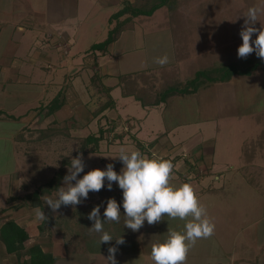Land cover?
Returning <instances> with one entry per match:
<instances>
[{
	"label": "rangeland",
	"instance_id": "374dc122",
	"mask_svg": "<svg viewBox=\"0 0 264 264\" xmlns=\"http://www.w3.org/2000/svg\"><path fill=\"white\" fill-rule=\"evenodd\" d=\"M178 2L181 14H177L180 19L176 21H179L181 25L185 22V30L179 28L180 31L177 35L186 34L185 46L186 42L188 47L190 45V49L193 46V54L198 56L204 55L201 54V46L210 47L212 50H209L210 53H207V57L212 60L211 65L222 63L223 56L228 55L230 52H235L237 55V48L242 43L239 31L244 20L240 16L247 11L251 4H260V0H178ZM102 3L100 0H94V3L86 2L84 6L86 17L83 18L81 23L84 24V27L90 28L91 32L84 34L83 39L76 46L84 52L86 49L90 50L94 43L102 40L100 33H98L99 25L104 24L102 27L106 26L110 14L116 9L114 5ZM32 11L31 8L30 10L14 11L15 19L13 20L33 24L35 19L41 20L43 18V14H39L38 9ZM164 16L170 19L167 9L165 11L157 10L154 15L160 20L164 19ZM70 19L73 21L75 17ZM197 19L205 21L206 34L211 35L209 41L198 42V38H196L197 26H186V21L195 23ZM261 21L264 24V16L260 17ZM213 22L216 25H213ZM256 26L260 27V23L258 22ZM143 29L146 30L143 31ZM161 29L165 28L152 22L144 27L140 26L138 28V31H141L137 40L138 44L141 46L148 45L152 48V44H154L152 36H155V34L159 36V33H155V31ZM31 31L24 36L22 41H16L12 35L13 27L3 25L2 30L0 27V68L2 66H14L12 60L14 62L19 61L21 55L22 58L30 59L32 54L39 49L33 47L32 52L29 54L30 44H38L42 47V40H48L44 36V32H42V37H37ZM214 31L215 34L218 31H222L226 35L237 34L240 43L237 44L235 39L234 41L231 40L230 44L224 41L221 42L218 38L214 39L212 37ZM144 32L148 34L146 40ZM163 41H159L158 45H164L162 49H164V54L168 55L169 51L165 45L170 41H167L166 37L163 38ZM47 43L48 45L43 46L42 49L44 48L50 53V57L55 63L57 54L60 57L67 58L68 56L72 57L76 51L75 48L71 47V51L66 54L63 48L54 47L52 41L49 40ZM217 46L218 51H215ZM92 52H89L91 57L93 56ZM135 56L136 58L132 55L122 57L121 61L129 65L127 69L139 70V68H146L148 59L145 57L144 47L140 48ZM92 59L90 56H86L85 59L81 58V61H84L86 65L87 72H91ZM206 59L197 58L196 61L200 63ZM228 60L230 63H236L239 59L230 57ZM44 66L47 68H42V72L38 68L35 71L36 74L33 75L27 74L28 69L19 71V73L18 69H12V73L9 75L12 80L10 82L13 85L10 88L8 86L6 92L4 69H0L2 70V73L0 72V109L5 110L0 113V223L4 218L10 217L20 221L28 229L30 235V238L26 241L27 247L40 244L45 251L58 254L56 256L57 260H60V264H107L104 256L108 255L107 249L110 245H115V241L99 245V234L91 230L92 221L87 219V214L94 206L99 204L101 205V219H103L107 199L115 198L118 203L122 200V190L116 183L113 182L111 190L104 187L99 192H90L88 198L82 203L77 204L75 207L62 205L56 212H52L48 206H45V198L53 196L56 189L62 186L63 177L67 174L66 165L71 155L75 156L78 153H83L86 164L84 172L93 168L103 169L108 163L114 164L115 170L119 172L123 165L118 157H114L118 156L121 148L127 150L138 149L149 157L158 156L152 154L149 149L143 148L141 141L133 136V133L136 134L138 131L137 126L140 125L138 121L135 124L136 119L134 117H137V120L140 119L141 126L146 128L148 122L145 121V118L147 116L151 117L152 111L149 112V109L137 99L130 98L128 106L119 107L121 116L118 123L102 118H96L90 123L79 116L78 120L69 118L64 122L62 120L64 117H60L59 123L51 122L52 119L38 121L39 118L32 117L34 113H28L30 116L20 121L17 115H24L28 108H13L16 106L15 101H18V103L24 102L25 104L29 97L34 94L37 95L38 92L40 93L33 87L36 81L45 79L47 81V78H50L57 83L55 76L59 78V75L68 74V67L65 64L63 66L57 65L54 68L48 66L46 62ZM202 67H199V69ZM239 67L244 69L242 65H238ZM183 72L184 74L181 76L180 71L172 67V69L162 70L158 73L148 72L144 75V80L152 86L153 90L159 92L165 85L179 80H181V83H185L192 72L189 67L185 66L182 69ZM217 73H211L210 76H219L220 72ZM71 81L68 80L66 86L71 85ZM262 83L264 82L261 81L254 85L251 91L253 98L262 89ZM15 86L19 88L16 89ZM58 86L62 85L58 83L57 86H54L51 95H54L60 89ZM14 87L15 89H13ZM76 87L79 89L78 84H76ZM239 88L242 89L240 84ZM121 92L122 88L120 87L114 92V96L121 94ZM48 98L50 99V96L40 95L38 99L33 100L29 105L37 107L39 106V100H48ZM119 99L123 100L121 97ZM262 100L264 101V98ZM237 102L235 101L238 109L243 103ZM251 108H253L254 113L264 112V106L261 102H254ZM130 115L134 116L133 120L129 119ZM125 120L132 121L134 124L130 130L127 125L126 128L121 126ZM159 121L161 120L159 119ZM160 125L163 126V130H167L166 128L172 126L173 123L161 121ZM102 127L105 132L99 145L86 143L87 136L99 134L98 132ZM51 128H53L52 133L49 136L42 137L41 134L46 135ZM176 128L177 130L174 133L169 132L168 135L165 133L163 138L160 139L168 147L171 146V142L175 145L178 144L177 139L185 140L183 146L178 148H180V153L183 149L186 150L187 157L180 154L170 157L174 164V174L170 178V183L176 185L184 182L191 183L200 202L206 207L208 215L215 223L213 234L198 239L196 244L189 249L186 260L192 258L190 262L204 264L209 260H213L214 256H218L224 248V250L233 253L232 264H264V113L257 117L252 116L251 113L238 114V116L230 118L217 116L204 124L198 122L180 123ZM200 129H203L204 136ZM42 130H47V132H41ZM143 133L146 134V132ZM138 134L144 136L141 132H138ZM181 136L182 138H180ZM146 138L152 142L154 135L151 134ZM195 142L202 146L196 154L191 151L194 149V145H197L194 144ZM158 144L160 143L158 142ZM205 146L207 150L208 147L212 149L209 154L210 158L214 160V172H218L217 175L223 173V177L220 179H216L210 170L203 168L202 170L191 169L190 165L186 166L184 162L188 159L192 164L196 163L194 161L204 155ZM192 171L196 172H194L195 175L190 173ZM189 173L191 174L189 176L192 177L188 176ZM51 181H53V184ZM35 191L38 192L36 198ZM34 200H40L41 203L34 205ZM36 206L44 209L49 217L47 221L42 222L35 217L34 208ZM123 211L121 206L122 213L118 223L105 222L104 225L105 229L112 232L114 236L122 235L124 237V243L117 245L119 249L116 253L118 264H123L121 259L128 252L147 251L146 242H152L153 244L158 240H163L168 227L182 230L185 223V221L178 218L169 221L165 216L164 220H161L158 224L149 225L145 222L141 229L133 232L124 226ZM124 252L125 254L122 256ZM16 255L21 263L28 257L26 254L19 257L18 253ZM5 263L0 253V264Z\"/></svg>",
	"mask_w": 264,
	"mask_h": 264
},
{
	"label": "crops",
	"instance_id": "0c3cea01",
	"mask_svg": "<svg viewBox=\"0 0 264 264\" xmlns=\"http://www.w3.org/2000/svg\"><path fill=\"white\" fill-rule=\"evenodd\" d=\"M103 2L102 4H109L114 5L116 8L111 14L110 19L114 13L122 9L125 4L128 3H134L136 0H100ZM84 2V3H83ZM86 2H92L94 3V0H0V27L2 30L3 25H10L13 27L12 35L16 39V41H22L24 39V36L26 34L31 33L35 34L37 37H42V32L45 33V37L48 38L47 41H52L54 47H58V49L61 47L63 50L67 53H69L71 50V47L75 48L76 51L72 55V57L68 56L67 58L60 57L59 54L55 56V62L50 57V53L44 48L43 46L48 45L46 40H42V47L38 46V44H30V51L29 54L32 52L33 47L39 48L34 52L30 59H25L19 56L20 60L17 62H14L12 60V64L14 66H2L1 68L4 69L5 73V92L7 91V87H12V81L10 79V75L12 72V69H18L19 71H24L28 69L27 74L33 75L36 74V69L40 68L39 70L42 72V68L46 69L47 67L44 66V63H48V66L50 67H56L57 65L63 66L64 64L68 67V74H63L62 76H55V79H57V83L51 80L50 78H47L45 80H39L36 81L33 85V87L36 88V90L40 91L38 94H34L31 97L28 98L27 103L24 104L18 103V101H15V105L13 108L18 109V107H27V112L22 115L20 114L18 117V120L23 121L27 118V116H30V113H34L32 116L39 118L38 121H41L42 119L48 120L52 119L51 122H57L59 123L62 118L63 122L70 119H77L78 116L85 119L87 122L92 123L93 120L96 118H102V119H109L112 121H115L118 123L119 117L121 116L119 107H126L128 106L129 99L135 98L134 95H125L123 86L120 84V77L122 75H135L137 73H148V72H159L162 70H169L172 67L178 69L181 73V76H183L184 72L182 73V69L185 67H189V70L192 72L187 79L193 77L197 70H199V67L203 66H213L212 60L207 57V53L212 50L210 47L203 45L201 46L202 53L204 55L198 56L197 54H193V46L192 49H190V45L188 47L187 42L186 46L184 44L186 37V34H181L180 36L174 33L172 29V25L169 22V18H165L160 20L158 17H154L156 12L151 16H135L130 17L125 21V27L123 28L122 32L118 36L116 40H114L109 47L106 50H92V46L90 50H87L84 52V50L76 47L77 44L83 39L84 34L91 32L90 28L84 27V24L81 23L83 21V18L86 17V14L84 12V6L86 5ZM39 10V14H43V18L35 19L33 24H25L23 21H14V11L26 9V10ZM83 8V9H82ZM82 9V10H81ZM167 7H162L159 10H166ZM32 11V12H33ZM82 12V14H80ZM32 14V13H29ZM130 14L123 15L119 20H110L106 26L102 27L104 24L99 25V31L100 37H102V40L98 41L101 42L105 40L109 34L110 29H112L118 21H123L125 18H128ZM71 17H75V20L71 21ZM203 19V18H202ZM32 21V20H31ZM154 23L155 25L162 26L165 29L156 30L155 36H152V41L154 39V44H152V48L147 46H141L138 44V36L140 35L141 31H138V28L144 27L148 25V23ZM204 20L197 19V21L191 22L186 21L187 25H196L197 26V37L198 42H204L209 41V38L211 35L206 34V31L204 29L205 23ZM263 23V21H261ZM185 24V22H184ZM213 25H216V23H212ZM221 24V23H220ZM258 25V22H257ZM97 28V27H96ZM97 30V29H96ZM146 29H143L145 31ZM217 30V29H216ZM220 30V29H218ZM153 32V30H152ZM202 32V33H201ZM145 33V32H144ZM166 34V35H165ZM147 35L145 33V40L147 38ZM106 36V37H105ZM189 36V35H188ZM105 37V38H104ZM166 37L167 41H170L165 46L168 48V57L169 61L168 64H165L163 66L156 64L154 62V58L157 56H163L164 49L162 44L160 46L158 45L159 41H163V38ZM214 39H217L219 41H224L226 43L231 42V40L238 42V35L237 34H225L222 33V31H218L215 34V31L212 36ZM233 37V38H232ZM255 37V35H254ZM34 39V38H32ZM39 39V38H38ZM37 39V40H38ZM191 39V38H190ZM36 40V41H37ZM33 41V40H32ZM96 42V43H98ZM163 43H165L163 41ZM220 44V43H219ZM221 46V45H219ZM144 47L145 51V57L148 59V64L146 68H139V70H134L133 68L127 69L129 67L128 64H126L124 61L122 63L121 58L132 55L136 58L135 54L138 52L140 48ZM188 48V50H187ZM42 49V50H41ZM78 49V50H77ZM226 49V47H225ZM228 49V47H227ZM93 51V56L89 55V52ZM215 51H218V46L215 48ZM84 52V53H83ZM185 52V53H184ZM235 53V52H234ZM86 56H90L92 59V63L90 65L91 72H87L86 65L84 61H81V58L85 59ZM179 56V57H178ZM197 56V57H196ZM114 58V59H113ZM206 59L200 63L196 61V59ZM210 61V62H209ZM131 62V61H130ZM205 62V63H204ZM0 68V69H1ZM2 73V70H0ZM40 72V73H41ZM186 79V80H187ZM68 80L71 81V85L66 86V83ZM264 82V69H256L252 74L248 75H234L229 80L225 81H204L199 88L191 93L188 94H172L166 101L160 102L159 104H152L147 105L146 107L149 109L148 111H152V116H147L145 118V121L148 122L146 128H144L142 123L140 122V119L137 120V117H134L132 115L129 116V119L133 120V117L136 119L135 124L138 121L139 126H137V133H133L134 137H137L141 143L143 148L149 149V151H152V154L158 155L163 158H172L173 155H183V157H187L186 150L183 149L182 153H180V148L182 147L185 140L177 139L179 141L178 144H174L171 142V146L168 147V145L165 144V142L161 141L160 139L163 138L164 134L166 133L168 135L169 132L174 133L175 130H177V125L180 123L184 124H191V123H206V121H210L214 117H221V118H230L233 116H238V114H244V113H251L252 116H258L264 112H253V108L251 106L254 102H261V104L264 106V101L262 100L264 98V83L262 86V89L258 92V94L255 95V98L252 96V90L254 85H256L258 82ZM61 84L59 90L54 95H51L52 88L54 86H57ZM76 84H78L79 89L76 87ZM142 86H144L143 82H140ZM239 84L242 86V89L240 90ZM246 86V87H245ZM16 89L19 88L15 86ZM15 87L13 89H15ZM31 87V88H33ZM122 88L121 94L114 96V92L118 89ZM8 88V90H9ZM246 88V90H245ZM111 89V90H110ZM12 90V89H11ZM59 93H62L64 97V104L54 113L52 114H46V108H44L46 105H48L51 100L58 95ZM40 95H43L44 97L50 96V99L48 100H39V106L32 107L29 105L30 102H32L35 99H38ZM112 98L114 100V105L109 106L102 110V112H98L96 115V111L100 109L104 103L108 101L109 98ZM123 98V100H120L119 98ZM128 99V100H127ZM136 99V98H135ZM139 101V100H138ZM235 101H239L240 103H243V105H240V107L237 109ZM141 102V101H139ZM99 104V105H98ZM259 104V103H258ZM11 106V105H10ZM30 107V108H29ZM37 109V110H36ZM0 111H5L3 109H0ZM29 113V114H28ZM132 117V118H131ZM168 121L172 122L173 125L167 127V130H163V126L160 125L161 121ZM31 120V119H28ZM78 120V119H77ZM120 123V122H119ZM126 125L128 129L133 127L132 121L125 120L121 126L126 128ZM166 127V126H165ZM127 129V130H128ZM135 129V130H136ZM179 130V129H178ZM138 132L142 133L144 136H140ZM143 132H146L144 134ZM200 132L204 136L203 129H200ZM188 133V132H187ZM154 135V138L152 139V142L149 141L147 136ZM140 136V138H139ZM182 138V136L180 137ZM187 138V136H186ZM185 138V139H186ZM147 140V141H146ZM158 142L160 144H158ZM194 144H197L196 142ZM264 145V144H263ZM199 144L194 145V149L191 151H194V153H198L200 151ZM212 149L208 147V150L205 146L204 155L202 157L194 162V164L191 163L190 160L186 159L184 160L186 166L190 165V168L196 169V170H210L213 173V176L216 177V179H220L223 173H220L217 175L218 172H214L213 166H214V160L210 158V152ZM262 155V154H261ZM264 155V154H263ZM184 159V158H183ZM251 162V160H249ZM195 166V167H193ZM197 167V168H196ZM234 167V166H233ZM195 170V171H196ZM194 171V172H195ZM194 172H190L192 175H195ZM188 174L191 175V174ZM196 173V172H195ZM192 177V176H189ZM196 181V179H195ZM10 218H4L2 222L0 223V228L2 224L7 221ZM17 221V220H16ZM19 224L24 225L20 223V221H17ZM28 230V229H26ZM147 243V251L142 252H128L126 255L125 252L122 254V256H125L121 259L123 264H154V262L151 259L150 253H151V247L152 242H146ZM27 243H25L26 245ZM27 246V245H26ZM50 252V251H48ZM0 253L1 256L5 260V264H22L21 260L19 258H16V253H10L8 252V249L6 247V244L4 241L0 238ZM53 253V252H52ZM54 255H58L53 253ZM232 255L233 253L229 250H224L222 248L221 253L218 256H214L213 260H209L208 262H205L204 264H232ZM230 258V262H229ZM192 259V258H191ZM191 259L185 260L184 264H197L190 262ZM225 260V261H224ZM139 262V263H138ZM228 262V263H225ZM60 260H57L56 264H60Z\"/></svg>",
	"mask_w": 264,
	"mask_h": 264
},
{
	"label": "clouds",
	"instance_id": "9594fccd",
	"mask_svg": "<svg viewBox=\"0 0 264 264\" xmlns=\"http://www.w3.org/2000/svg\"><path fill=\"white\" fill-rule=\"evenodd\" d=\"M261 16H264V0H260L259 5L251 4L240 16L244 20L239 31L242 39L237 48L239 58L255 53L264 60V24L260 22ZM257 22L260 27L256 26ZM168 61L167 54L154 58V62L161 66ZM117 157L123 165L119 172L112 163H108L103 169L93 168L84 172L86 164L83 153L71 155L62 186L56 189L53 196L45 198V206L52 212H56L62 205L75 207L86 200L90 192H99L104 187L111 190L115 182L122 190V200L118 203L115 198H108L103 219L99 204L87 214V219L92 221L91 230L99 234V245L115 241V245L108 247V255L104 256L107 264H118L117 245L124 243V237L114 236L104 225L105 222L120 221L121 206L124 210V226L133 232L141 229L145 222L149 225L158 224L165 216L169 221L177 218L185 221L182 230L168 227L165 238L154 242L150 253L154 264H184L189 249L197 240L211 236L215 230V223L200 202L192 184L170 183L174 174L171 159L149 157L138 149L125 148H121L118 156L114 158ZM81 173L84 174L80 175ZM34 214L42 222L49 218L40 206L34 208Z\"/></svg>",
	"mask_w": 264,
	"mask_h": 264
},
{
	"label": "trees",
	"instance_id": "16d2710c",
	"mask_svg": "<svg viewBox=\"0 0 264 264\" xmlns=\"http://www.w3.org/2000/svg\"><path fill=\"white\" fill-rule=\"evenodd\" d=\"M178 4V0H136L134 3L127 2L122 9L112 15L110 20H119L125 14H130V16L123 21H118L116 25L110 29L105 40L92 45V50H106L109 45L118 38L125 27V21L130 17L142 15L151 16L162 7H167L170 15L169 21L174 33L177 34L180 29L184 31L185 24L183 23V25H181V23L179 24V21H176L177 19H180L177 14H181ZM238 43L240 42L238 41L237 44ZM230 57H237L239 60L236 63H230L228 60ZM238 65H242L244 69H241L240 67L238 68ZM245 65H248V67L246 68ZM256 69H264V60L258 58L255 53L249 54L246 58H239L236 53L230 52L228 55L225 54L223 56L222 63L219 65H213L205 69L202 67L196 71L193 77L187 79L185 83H181V80H179L175 83L165 85L159 92L155 89L153 90L152 86L147 84L144 80V75L146 73L122 75L120 77V84L123 86L125 95H134L144 106H147L166 101L172 94H188L194 92L204 81H206V78L207 81H225L229 80L234 75L252 74ZM217 72H220L219 76H210L211 73L218 74ZM140 82H143L144 86H142ZM64 102L65 100L62 93H59L44 107L46 108V114L54 113L64 104ZM113 105L114 100L110 97L108 101L96 111L95 115ZM0 113H2V111H0ZM52 129L53 128H51L49 132H47L48 129L45 131L42 130L41 132H47L46 135L41 134L42 137L49 136L50 133H52ZM104 132V128L102 127L98 132L99 134L88 135L86 143H95L96 146L99 145L100 141L104 138ZM53 181H51V183ZM34 195L36 198L38 192L35 191ZM36 201L37 200L33 201L34 205L39 202L41 203L40 200ZM0 238L6 244L8 252L18 253V257L25 254L28 256L22 264H56L57 262V256L52 252L45 251L40 244H34L30 247L25 245L26 241L30 238L29 232L26 230L25 226L19 224L15 219H8L2 224L0 228Z\"/></svg>",
	"mask_w": 264,
	"mask_h": 264
}]
</instances>
